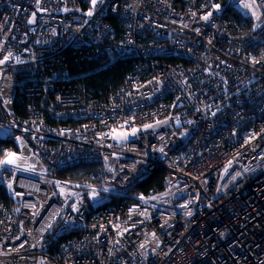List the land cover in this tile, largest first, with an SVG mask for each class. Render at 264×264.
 <instances>
[{"label": "built area", "instance_id": "obj_1", "mask_svg": "<svg viewBox=\"0 0 264 264\" xmlns=\"http://www.w3.org/2000/svg\"><path fill=\"white\" fill-rule=\"evenodd\" d=\"M255 1L253 29L236 37L230 3L202 19L214 0H98L91 16V0H0V59L12 53L0 82L13 84L10 101L0 94V135L44 167L29 176L0 165V264H264V0ZM101 57L134 67L96 98L67 62ZM113 128L138 133L118 144ZM79 164L95 171L65 184L48 172ZM158 168L161 190L132 191Z\"/></svg>", "mask_w": 264, "mask_h": 264}, {"label": "trees", "instance_id": "obj_2", "mask_svg": "<svg viewBox=\"0 0 264 264\" xmlns=\"http://www.w3.org/2000/svg\"><path fill=\"white\" fill-rule=\"evenodd\" d=\"M174 7L183 9L185 0H171ZM221 1L225 4V0ZM224 17L227 26L232 35L242 37L252 29L253 18L243 15L234 5L229 4L225 8ZM134 60L130 58L115 57L108 59L101 57L97 59H70L67 62L69 73L77 81L82 82L87 91L96 98H103L117 90L124 82L127 73L132 71ZM26 98L24 95L15 93L13 98V110L17 115H23ZM18 152V146L7 137L0 135V158L5 157L6 153ZM95 171L92 164H79L70 168L49 169V174L59 179L61 184L65 181L82 180L89 177L91 172ZM164 172L161 168L154 170L146 179L139 182L133 192L146 195L150 192H156L164 187ZM113 200H118L115 198ZM0 204H7V196L4 185H0ZM45 250L51 251L55 248V240L51 235L47 236L44 243Z\"/></svg>", "mask_w": 264, "mask_h": 264}, {"label": "rangeland", "instance_id": "obj_3", "mask_svg": "<svg viewBox=\"0 0 264 264\" xmlns=\"http://www.w3.org/2000/svg\"><path fill=\"white\" fill-rule=\"evenodd\" d=\"M251 0H225V4L221 1H216L213 3L214 4H218L220 5L219 9H215L213 8V5L210 9V11L206 14L208 15L209 13L212 14V12H216L219 13L222 8L227 5V3H230L236 7H238L237 9H239L240 13H242L243 15H248L250 17H252L253 19L256 18L259 15V10L258 7L254 8V9H248V8H244L243 5L245 3H250ZM256 3V1H255ZM253 11L257 12V15H253ZM253 23V22H252ZM252 29H253V24H252ZM251 29V30H252ZM12 86L13 84L6 82L1 83L0 82V93L1 90L3 92V95L5 96V100L6 102L10 101V98L12 97ZM133 129L135 128H113L112 129V134L114 135H119L120 133H127V137L125 139H114L115 143L118 144H122L125 143L127 141H129L130 139L134 138L137 136V129H135V133H133ZM16 154L17 160L15 164H9L11 167L15 168L16 170L20 171L23 174L29 175V176H33L34 172H39L42 173L43 172V165L42 163L37 160L33 165L30 162V156H33L34 154L30 152L29 147L27 144L25 143H21V147L20 150L18 152H12ZM33 166V167H32ZM109 198V195L104 194L102 199H107Z\"/></svg>", "mask_w": 264, "mask_h": 264}, {"label": "snow or ice", "instance_id": "obj_4", "mask_svg": "<svg viewBox=\"0 0 264 264\" xmlns=\"http://www.w3.org/2000/svg\"><path fill=\"white\" fill-rule=\"evenodd\" d=\"M98 0H91V4H92V8L89 9L87 15L91 16L93 14V9L95 8L96 4H97ZM100 3H103V0H99ZM37 4H39V0H37ZM244 8H248V9H254L256 7H258L255 3V0H251L250 3H245L243 5ZM213 8L215 9H219L220 8V5L218 4H214L213 5ZM67 10V9H65ZM211 15V13H209L208 15L202 17V19H205L207 20L208 17ZM253 15H257V12L256 11H253ZM29 23H32V20L29 21ZM12 57V53H8V55L4 56L3 59H0V65L4 64L6 61H8L10 58ZM144 127H151V125H145ZM135 129H133V133H135ZM127 137V133H120L118 136L117 135H114L113 138L114 139H125ZM161 152H163V149L161 148L160 149ZM16 160H17V157H16V154L15 153H12V152H8L6 153L5 155V158L3 160H0V165H4V164H15L16 163ZM237 175H240V173H237ZM235 179V178H234ZM8 187L9 189H11L12 187V183L11 181L9 182L8 184ZM63 191V190H62ZM105 191H107V189H105ZM93 195H95V192H93ZM141 199L143 200L144 197H141ZM183 207H187V205H184ZM77 210V207L76 205H73V211H76ZM187 215H190L191 213H186Z\"/></svg>", "mask_w": 264, "mask_h": 264}, {"label": "crops", "instance_id": "obj_5", "mask_svg": "<svg viewBox=\"0 0 264 264\" xmlns=\"http://www.w3.org/2000/svg\"><path fill=\"white\" fill-rule=\"evenodd\" d=\"M3 82H6V81H2L1 83H3ZM9 83V82H8ZM11 84V83H10ZM1 95H2V97H5L4 95H3V92H2V90H1V93H0Z\"/></svg>", "mask_w": 264, "mask_h": 264}]
</instances>
